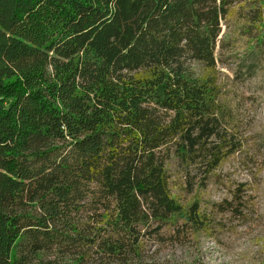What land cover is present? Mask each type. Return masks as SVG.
I'll return each mask as SVG.
<instances>
[{
  "label": "trees",
  "instance_id": "obj_1",
  "mask_svg": "<svg viewBox=\"0 0 264 264\" xmlns=\"http://www.w3.org/2000/svg\"><path fill=\"white\" fill-rule=\"evenodd\" d=\"M238 1L0 0V264L50 249L127 264L141 226L183 213L162 149L185 159L218 132L215 89L185 61L215 65Z\"/></svg>",
  "mask_w": 264,
  "mask_h": 264
},
{
  "label": "rangeland",
  "instance_id": "obj_2",
  "mask_svg": "<svg viewBox=\"0 0 264 264\" xmlns=\"http://www.w3.org/2000/svg\"><path fill=\"white\" fill-rule=\"evenodd\" d=\"M185 64L215 89L218 132L185 159L176 155L174 143L162 149L169 155V190L183 213L168 223L141 226L139 256H129L127 264H264L263 2L231 5L216 44L215 65ZM219 147L223 159L210 170L205 156ZM194 207L199 209V225L188 221ZM107 235L117 242L129 239L113 230ZM30 245L25 240L23 250ZM82 254L50 249L30 264H125L96 250Z\"/></svg>",
  "mask_w": 264,
  "mask_h": 264
}]
</instances>
